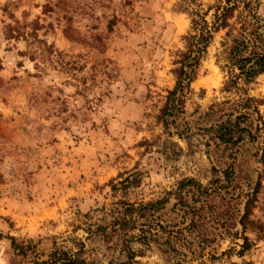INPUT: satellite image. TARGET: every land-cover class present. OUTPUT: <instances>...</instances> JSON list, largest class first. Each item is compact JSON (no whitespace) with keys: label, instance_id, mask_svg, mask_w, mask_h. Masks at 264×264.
<instances>
[{"label":"rangeland","instance_id":"rangeland-1","mask_svg":"<svg viewBox=\"0 0 264 264\" xmlns=\"http://www.w3.org/2000/svg\"><path fill=\"white\" fill-rule=\"evenodd\" d=\"M196 1L203 13L218 2ZM184 5L185 0H0V264H33L35 254L45 260L54 243L70 248L71 240L84 236L82 230L74 233L83 215L111 220L119 202L161 200L185 179L206 189L223 186L212 205L218 213L228 210L232 194L231 211L241 214L244 196L260 177L254 220L264 224V128L257 129L259 117L264 120V74L248 88L263 101L259 114L242 125L253 122L248 130L254 141L245 134L237 146H226L208 131L226 122L240 100L222 91L226 77L215 47L191 85L185 114L169 119L168 130L158 121L176 86L174 61L191 26ZM135 179L138 187L131 186ZM175 203L173 197L164 213L178 222ZM209 211L200 228L213 240L205 246V264H211L210 254L231 249L229 259L215 264H264L262 235L247 232L255 246L240 258L243 241L229 235L240 226L228 232ZM197 236L191 248L197 249ZM9 237L36 253L18 256ZM150 262L165 264L156 257Z\"/></svg>","mask_w":264,"mask_h":264},{"label":"trees","instance_id":"trees-1","mask_svg":"<svg viewBox=\"0 0 264 264\" xmlns=\"http://www.w3.org/2000/svg\"><path fill=\"white\" fill-rule=\"evenodd\" d=\"M260 5V0H218L216 5L203 13L201 3L185 0L183 9L191 11V26L183 38L185 50L179 51L174 61L176 86L168 91L166 103L158 116V121L163 123L166 130L170 125L169 119L175 121L178 115L185 114L186 100L193 92L191 85L197 79L204 60L209 57L210 49L215 47L216 64L226 77L222 91L237 95L240 100L232 105L226 122L208 131L226 146H237L245 140V134L253 141L256 139L248 130L254 126L253 122L246 127L242 125L252 115L259 114V107L263 104L262 100L251 97L248 89L264 74V16L260 15ZM235 113L238 116L231 120ZM259 118L257 129L260 132L261 126L264 128V120L261 116ZM182 135L179 134V137L182 138ZM224 175L231 182L228 171ZM139 183L135 179L131 186L138 187ZM112 187L117 191V186ZM219 187L206 189L194 179H185L179 183L176 192L168 193L161 200L119 202V208L109 215L111 220L103 218L94 222L91 213L85 214L82 224L75 226L74 230L75 234L82 230L84 236L71 240L73 246L70 248L54 243L45 260L35 254V247L19 244L13 237L8 239L18 256L27 258L33 251L36 255L33 264H151L150 260L155 257L165 264H193L199 260L205 264L204 249L213 240L208 239L200 228L203 229L204 210L208 208L212 221H224L222 227L227 228L228 232V229L232 232L240 226L241 231L229 232V235L233 240L243 241L237 253L242 258L255 246L247 236L248 231H257L264 238V224L254 220L263 187L262 179L259 177L253 192L244 196L246 200L241 214L236 209L235 213L231 211L232 200L235 199L232 194H228V210L222 213L216 211L211 199L220 194L223 186ZM173 197L176 200L174 210L179 209L181 213L177 215L181 217L178 222L176 218L166 219L167 214L164 213ZM203 231L207 232L206 229ZM193 233H198L200 239L196 243L197 249L191 248ZM232 251L223 252L221 256L210 254L208 261L211 264L222 263L231 257Z\"/></svg>","mask_w":264,"mask_h":264}]
</instances>
